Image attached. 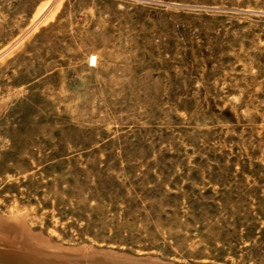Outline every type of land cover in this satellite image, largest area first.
Wrapping results in <instances>:
<instances>
[{"label": "rangeland", "instance_id": "rangeland-1", "mask_svg": "<svg viewBox=\"0 0 264 264\" xmlns=\"http://www.w3.org/2000/svg\"><path fill=\"white\" fill-rule=\"evenodd\" d=\"M46 1L0 0V42ZM46 12L0 58V212L64 245L264 264V0Z\"/></svg>", "mask_w": 264, "mask_h": 264}, {"label": "bare ground", "instance_id": "bare-ground-1", "mask_svg": "<svg viewBox=\"0 0 264 264\" xmlns=\"http://www.w3.org/2000/svg\"><path fill=\"white\" fill-rule=\"evenodd\" d=\"M40 1H41V3H39L38 5L42 4V0H40ZM52 2H53V0H48L45 3H43V5H41L39 7L37 6L38 8H36V11L34 12V15L32 17V22H31L32 24L31 25L29 24L30 27L28 29H26L22 34L20 33L21 35L18 34L19 35L18 37H16L15 39L13 38L12 40L10 39L7 42H4V39H2L3 42H0V58L7 51H9L11 48L16 47L15 45H18L17 43L19 42L20 38L23 37L24 35H26L31 29H33L37 25V23L47 13L46 11L48 9L50 10V6L52 5ZM35 3H38V1L35 2ZM32 10H34V9L32 8ZM52 22L53 21H51L50 23H52ZM21 28H23V27H21ZM4 29H5V27H4ZM25 39H26V37H25ZM0 41H1V39H0ZM33 43H35V42H33ZM28 46L26 48H29ZM30 49L32 51L34 50L33 51L34 55H36L38 53V51H39L38 47H36L34 45L30 46L29 50ZM9 52H7V53H9ZM22 53H24V51H22ZM26 56L27 55L22 54L17 59L15 58L16 59L15 63L16 64H21L22 62L25 61V59L28 60V58H26ZM36 60H37V58H36ZM45 61H46V59H45ZM49 62H52V59H50ZM42 63H43V61H42ZM29 67H30V65H29ZM38 67H40V66H38ZM36 71H38V70H36ZM54 72H57V71H54ZM23 73L24 72H22V74ZM42 73H43V71H42ZM43 76H39V79H40V77H43ZM56 76H57V73H56ZM31 78H34V77H31ZM50 78H52V77H50ZM24 79H27V78H24ZM44 79H45V76H44ZM18 82H19V79H18ZM28 82H30V81H28ZM38 83H40V85L44 84V83H42V80H41V82L38 81ZM33 84H34V81H33ZM54 88H56V86H54ZM37 105H38V103H37ZM1 106H0V113H1V110H2ZM26 108L28 109L29 106L26 107ZM17 109L18 108H16V110ZM24 112H25V110H24ZM27 114H28V112H27ZM45 115L46 114H43V118H44ZM16 117H17V115H16ZM66 117H68V116H66ZM30 129H29V132H31ZM33 131H35V130H33ZM26 132H27V129H26ZM19 133H21V131ZM18 139H20V138H18ZM22 214L17 213V214H12V215H6V214L0 212V264H197V263H179V262H175V261L166 260V259H163V258H157V257L153 258V257H145V256H141V255H133V254L121 253V252H118V251L113 250V249H94V248H92L91 246H88V245H81V246L64 245L61 242L51 240L50 237L44 235L41 231L33 229L31 227V225L28 224L27 220L24 218V216ZM65 233L66 232H64V234Z\"/></svg>", "mask_w": 264, "mask_h": 264}]
</instances>
